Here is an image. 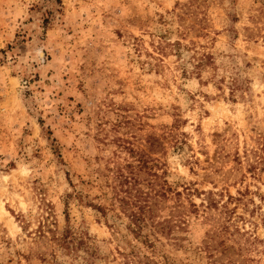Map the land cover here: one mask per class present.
I'll list each match as a JSON object with an SVG mask.
<instances>
[{
    "label": "rangeland",
    "instance_id": "374dc122",
    "mask_svg": "<svg viewBox=\"0 0 264 264\" xmlns=\"http://www.w3.org/2000/svg\"><path fill=\"white\" fill-rule=\"evenodd\" d=\"M0 264H264V0H0Z\"/></svg>",
    "mask_w": 264,
    "mask_h": 264
},
{
    "label": "trees",
    "instance_id": "16d2710c",
    "mask_svg": "<svg viewBox=\"0 0 264 264\" xmlns=\"http://www.w3.org/2000/svg\"><path fill=\"white\" fill-rule=\"evenodd\" d=\"M138 165L132 163H127V168H118L115 175V182L118 184L114 187L117 188V194H122V201L126 207H131L129 216L131 217L133 223L135 224L134 229L140 230L142 228V223L147 219L148 215L152 212V208L148 203L152 198L151 192L148 190L136 187L139 186V178L137 176L136 167L144 168L147 166L146 161L143 159L142 155L136 158ZM116 184V183H115ZM119 186V188H118ZM153 192V190H152ZM155 194H158L157 191ZM150 218H153L149 215ZM147 222V221H146ZM145 222V223H146Z\"/></svg>",
    "mask_w": 264,
    "mask_h": 264
}]
</instances>
